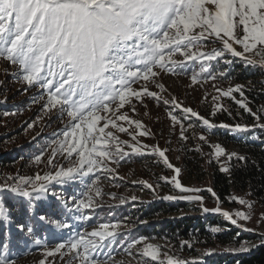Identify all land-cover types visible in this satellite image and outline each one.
I'll return each instance as SVG.
<instances>
[{
    "label": "snow or ice",
    "instance_id": "6c2138e0",
    "mask_svg": "<svg viewBox=\"0 0 264 264\" xmlns=\"http://www.w3.org/2000/svg\"><path fill=\"white\" fill-rule=\"evenodd\" d=\"M208 44L220 46L212 47L211 51L202 52L199 56L191 51L192 48L198 49ZM234 45H238L239 50ZM176 53L183 55L187 61H196L206 56L207 61H215L217 64L230 66L240 60L245 67H264V0H0V58L16 66L17 70L11 75L27 85L24 91L32 87L41 90L32 100L33 103L42 101L43 115L38 119L56 115L58 118L67 116L70 121L59 133L64 139L52 140V144L57 147L52 149L49 158L44 161L52 167V171L31 177H6L0 183V196L11 194L24 198L33 211L35 202L47 199L50 195L60 202L61 207L57 213L62 217L60 219H52L48 214H37L34 220L15 223L21 238H32L36 245H41L40 239L36 238L37 232L41 230H47L53 237H60L55 247L48 248L47 257L55 258L60 254L63 261L64 256H68L66 264H74V261L78 264H109L117 253L113 246L117 236H131V231L124 234L110 231V226L116 229L121 223L111 221L98 224L90 233L78 230L75 238L67 241L63 238L64 230L71 233L73 227L80 229L83 222L90 219L89 213L83 209L91 210L92 197L89 192L103 172L112 171L109 162L119 164L132 155L158 156L173 172L171 177L162 176L158 180L172 185L181 194L207 191L213 198L219 199L211 188L183 185L181 168L171 163L166 149L158 145H145L133 133H128L135 141L130 144L128 141H120L112 131H105L111 125L119 132H128L127 128L116 123L121 120L130 126L134 125V132L139 137L151 134L140 120L133 121L127 112L120 110L128 105L129 111L135 112L133 99L141 104L145 98L159 100L158 93L150 91L149 86L155 85L164 90L163 84L159 83L161 73L179 74L186 68L183 62L173 60ZM249 54L261 56V63L258 65ZM208 75L212 76L213 73ZM192 80L198 83L195 75ZM217 91L224 97L232 98L254 118L256 123L253 129L264 132V123H260L264 117V106L256 111L249 107L245 86L236 85L227 90L217 88ZM233 92L243 99L237 100ZM163 102L169 104L168 100ZM173 105L180 107L175 101ZM216 110L226 111L221 105H214L213 115ZM182 111L189 114V120L195 118L205 129L222 127L229 132L249 130L248 125H216L192 108L185 107ZM108 113L115 116V119ZM177 119L176 115H171L172 121L176 122ZM193 126V123L188 124L189 128ZM181 138L188 139L182 123ZM199 139L208 143L205 135ZM121 144L127 145L130 151H125ZM49 147L43 146L32 158L41 162ZM211 147L214 148L213 155L217 161L220 157H226L229 162L234 158L241 163L246 162L244 156L235 152L227 153L220 144ZM57 155H61L66 163L54 164ZM220 170L228 173L230 168L222 164ZM85 177H89L87 184L83 181ZM78 181L83 184V190L75 194L65 196L63 192L57 193L52 189L53 183L75 186ZM144 184L149 190L155 191L152 184ZM96 195H100L99 189ZM136 199L132 197L133 201ZM163 199L202 203L204 198L202 195H168ZM120 200L121 204L125 203L124 198ZM229 202L246 205L249 209L253 207V203L244 198L230 197ZM202 211L223 215L227 222L243 231H254L237 225L233 214L219 207L211 210L203 207ZM235 216L249 220L251 211H239ZM0 222L11 236L12 220L6 200L0 202ZM256 235L259 243L250 246L242 244L234 251L243 253L264 247V235ZM94 238H99V242ZM146 239L132 236L120 245L119 251L132 255V246ZM10 245L11 240L0 243L3 249L0 264H15V260L9 256ZM158 247L148 243L143 252L138 254L156 261ZM183 247L191 248V245L184 242L181 244ZM102 249L107 254L97 255ZM40 264H44V261ZM48 264H55V259ZM113 264L116 262L113 261ZM159 264L164 262L160 261ZM167 264L189 262L170 257Z\"/></svg>",
    "mask_w": 264,
    "mask_h": 264
},
{
    "label": "rangeland",
    "instance_id": "374dc122",
    "mask_svg": "<svg viewBox=\"0 0 264 264\" xmlns=\"http://www.w3.org/2000/svg\"><path fill=\"white\" fill-rule=\"evenodd\" d=\"M219 46V44H208L198 49L192 48L191 51L199 55L202 52L207 53L211 51L212 47ZM234 47H237L239 50L238 45H234ZM249 56L258 65L262 61L261 56H253L251 54H249ZM173 59H179L180 61L186 60L180 53L173 56ZM204 60H207L206 57ZM208 62L209 61L202 64L207 65ZM258 68L264 76V67ZM16 70V66L10 65L9 62L0 58V104L2 105V110H0V183H2L6 177H31L37 173L44 175L52 171V167L44 163V161L49 158L52 149L57 147L56 144H52V140H63L64 138L60 136L59 133H61L70 122L67 116L58 118L56 115H53L51 118L45 117L44 119H38L39 116L43 115L41 112L42 101L33 103L32 100L34 97L38 96L41 90L32 87L28 91H24L27 85L16 80V78L11 75V73H14ZM202 70L207 71L208 69L203 67V69L198 70L197 73L189 75L161 73L159 83L163 84L164 90L157 88L155 85L149 86L150 91H156L158 93L159 100L145 98L143 104H141L133 99L132 103L135 105V112L129 111L128 105H125V108L120 110L121 112H127L133 121L140 120L143 126L149 130L151 133L150 135L139 137L138 134L134 132V125L130 126L126 121L121 120H117L116 123L127 128L128 132H119L118 129L113 128L111 125H109V128L105 129V131H112L115 136L119 137L120 141H128L130 144L135 143V141L128 133H133V135H136L137 139L145 145H158L159 148L166 149V155L171 163L181 168L180 178L183 185L192 188L213 189L212 165L221 168L222 164L229 166L231 162L227 161L226 157H220L219 161H217V158L213 155L214 148L211 147V145L220 144L226 149L227 153L235 152L238 154V152L236 151L233 141H228L227 138L220 137L213 129H205L195 118L189 120V114L184 113L182 108H192L201 116L209 119V116L213 115L214 105H221L226 111L229 109V106H231V103L236 107H240L232 98L222 96L221 93L217 91V88L227 90L229 87L235 88L236 85L241 84L225 81L223 78L213 75L207 78L205 76H199ZM193 75L196 76L198 83L193 82ZM134 87L137 86L134 85ZM245 88L246 91L250 89V87L247 86H245ZM233 96H235L237 100L243 99V97L236 92H233ZM245 96L247 97L246 92ZM213 97H218V99L214 100ZM164 100H168L169 104L166 105L163 102ZM247 100L249 101L248 97ZM173 101L180 105V107H175ZM3 106L5 107L3 108ZM53 111L55 112V110ZM220 112L222 111H215V113ZM118 114L119 113H117V115ZM102 115L104 114L102 113ZM107 115L112 116L111 113ZM171 115L177 116L178 119L176 122L171 120ZM112 119H115V116H112ZM181 123L185 129V136L188 137L187 140L181 138ZM189 123H193L194 126L189 128ZM102 124L103 121H101L100 126H102ZM201 135L207 136L208 143L199 139ZM45 145H50V147L42 156L41 162H36L32 157H34L37 151ZM109 146L111 147L112 144L110 143ZM121 147H124L125 151H130L127 145L121 144ZM146 157H151L152 159H146ZM4 159L7 160L3 161ZM53 163L65 164L66 161L61 155H57ZM109 168L112 169V171L103 172L100 179L96 180L92 185L89 192V195L92 197L91 210L83 209L84 212L89 213L91 219L83 222L81 227L82 231L86 230L90 233L93 227L105 222L97 219L98 215L102 213V211L98 209L105 204L106 206L121 204L120 198H124L125 203L134 202L137 206L133 214L129 215L126 220H132L133 222L123 223L118 217L112 221H121V223L116 229H112L110 226V231L115 230L118 233L132 231L144 225V223H140V221H146V223H153L155 221L169 223V221H174L175 224H179L181 220L187 219V224L185 225L188 226L189 229L191 228V230L193 226L196 225V221H200L202 218H205L204 220H210V218L213 217L216 220L221 219L223 222H227L223 215L206 214L202 211L203 207H207L210 210L219 207L222 211H228L233 214V218L237 219V225H242L245 228L254 230L253 232H245L264 235V218H262L264 212L256 202L251 201L248 197H240L237 195L236 197L244 198L252 202L253 207L249 209L246 205H240L236 202H233V205L229 207L222 205L218 199L213 198L207 191L181 194L178 190L174 189L172 185L158 180L159 177H171L173 175L172 170L168 169L163 164L162 158L158 156L132 155L119 164L109 162ZM83 181L84 184H87L89 182V177L83 178ZM144 182L152 184L155 191L149 190ZM80 186V188L72 187V189L82 191L83 184L80 183ZM97 189H99L100 195H96ZM168 195H202L204 199L202 203L184 199L175 201L163 199V197ZM132 197H136V201H133ZM165 201L172 203L186 202L189 208H177L173 210V212L166 211L161 218L156 219L146 217L145 215L142 216L144 213H141V210L144 209H141V205H145V203L163 204ZM146 209L147 208H145V210ZM239 211L245 213L251 211V219L244 220L235 216V213ZM126 225H130L131 227H126ZM233 226L240 228L236 225ZM233 226L232 224L228 226L224 225V227H226L224 229L228 231L229 228ZM74 228L75 227H73V229ZM68 239L71 238H67L65 241ZM85 239H88V237L85 236ZM94 239L99 242V238ZM116 243L113 245L117 249V253L113 256V261H115L116 264H159L160 261L166 264L165 262L170 257L175 259L173 253L170 251L171 244H168L165 240H142L139 244L132 246V255L119 251L120 248L118 245L116 246ZM148 243L159 246L157 248L156 261H152L150 257L138 254L143 252L144 246ZM182 243H180V246ZM50 247H55V244L45 245L41 242V245H36L31 242L30 249L24 248L21 259L15 260V264H40L41 261H44V264H48V262L53 259H55V264H66V261L69 259L68 256H64L63 261L61 260L60 254H57L55 258L46 256V252ZM214 247L216 248L213 250L192 245L191 252L198 256H205L208 254V257H212L219 254V246L215 245ZM215 250L216 252L212 253V251ZM97 255L102 254L99 252ZM113 261H109V264H113ZM184 261H188L189 264L194 263L191 262L194 261L193 258L185 259ZM74 264H78V262L74 261Z\"/></svg>",
    "mask_w": 264,
    "mask_h": 264
},
{
    "label": "trees",
    "instance_id": "16d2710c",
    "mask_svg": "<svg viewBox=\"0 0 264 264\" xmlns=\"http://www.w3.org/2000/svg\"><path fill=\"white\" fill-rule=\"evenodd\" d=\"M206 61L204 60V62ZM205 67L208 69V74L213 73V76L221 77L225 81L250 87L246 91V94L250 101L249 107L253 111L264 106V76L261 74L258 66L245 67L240 60H236L230 66L225 63L217 64L215 61H212L208 62ZM204 74H207V72H204ZM0 110H2L1 104ZM209 120L216 125L241 124L249 126V130L245 132H229L222 127L213 128V131L217 132L220 137L233 141L238 155L246 158V162L244 163L234 158L229 165L230 171L228 173H224L218 166L212 165V186L216 196L219 198L218 201L224 206L231 207L233 202H229L230 197H236L237 195L248 197L251 201L256 202L264 212V132L259 129H253L252 126L256 123L254 118L249 116L241 107H236L233 103H231L227 111L209 116ZM260 123H264V117L261 118ZM146 159L152 158L146 157ZM6 160L4 159L3 161ZM5 200L12 220L13 230L12 235L9 236L7 233L8 229L2 223L0 225V243L11 240L9 253L15 254L18 252L17 248L21 247L23 240L27 242H31L30 240H32V238H21L16 232L15 223L17 221L28 222L34 220L35 217L32 216L25 201L11 194L0 196V202ZM40 202L39 204L35 202L38 204L39 214H48L54 219V214H50L49 210L47 211V209H51L47 206L48 203L44 202V205L41 206ZM178 203L169 201H165L163 204L145 203V205H141V209H144L141 210V213H144L142 216L145 215L146 217L156 219L161 218L166 211L173 212L177 208H189L186 202ZM50 206L55 208L53 202L50 203ZM136 207L134 202H127L115 208L105 209L104 215H108L106 218L108 220L115 219L114 217L117 216V218L123 219V222L131 223L133 222L132 220L125 221L124 218L132 215ZM145 208L147 209L145 210ZM204 219L196 221V225L193 226L192 230L185 225L187 224V219L181 220L179 224H175L174 221H169V223L163 221L144 223V225L132 230L131 236L122 235L120 243H125L132 236L146 237L148 238L146 240H165L168 244H171L170 251L173 253L175 259L185 260L193 258L194 261H191L194 262L193 264H264V247L254 248L251 251L243 253L234 251L235 249H239L242 244L250 246L251 244L259 243V237L256 234L247 233L233 225L227 231L224 229L226 228L224 225L228 226L229 222H223L221 219L216 220L213 217L210 220ZM36 238L41 241H54L58 239V236L53 237L47 230H41L37 232ZM184 241L191 246L205 247L213 250L216 248L214 246L218 245L219 254L212 257H208V254L198 256L192 253L189 247L181 248L180 243ZM0 250L3 251L2 247H0ZM214 252L216 250L212 251V253ZM165 263L167 264V261Z\"/></svg>",
    "mask_w": 264,
    "mask_h": 264
}]
</instances>
